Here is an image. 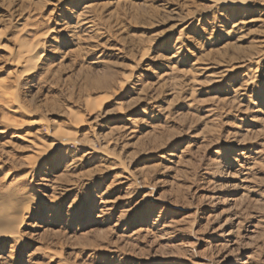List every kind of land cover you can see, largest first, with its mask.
<instances>
[{"label":"rangeland","instance_id":"obj_1","mask_svg":"<svg viewBox=\"0 0 264 264\" xmlns=\"http://www.w3.org/2000/svg\"><path fill=\"white\" fill-rule=\"evenodd\" d=\"M5 192L0 264H264V0H0Z\"/></svg>","mask_w":264,"mask_h":264},{"label":"bare ground","instance_id":"obj_2","mask_svg":"<svg viewBox=\"0 0 264 264\" xmlns=\"http://www.w3.org/2000/svg\"><path fill=\"white\" fill-rule=\"evenodd\" d=\"M40 43L41 42L35 43L34 46L32 45L33 47L31 46L26 50H23L22 48L23 51L22 60H24L26 64L28 63L30 64L29 66L31 67L30 74L35 73L36 63L38 62V59L42 56L41 53H39L40 48H42L40 47L41 46ZM23 197L21 195H16L7 192L0 195V228L1 226L4 225L14 224V222L19 219L20 217L19 214H21L20 212L24 211ZM1 231H0V235H1Z\"/></svg>","mask_w":264,"mask_h":264}]
</instances>
